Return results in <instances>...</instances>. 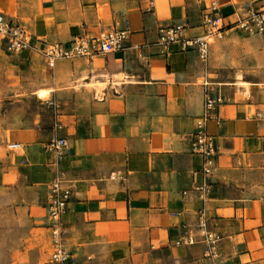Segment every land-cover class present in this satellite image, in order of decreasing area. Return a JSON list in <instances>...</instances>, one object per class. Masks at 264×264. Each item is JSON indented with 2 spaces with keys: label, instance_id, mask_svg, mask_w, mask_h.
I'll list each match as a JSON object with an SVG mask.
<instances>
[{
  "label": "crops",
  "instance_id": "0c3cea01",
  "mask_svg": "<svg viewBox=\"0 0 264 264\" xmlns=\"http://www.w3.org/2000/svg\"><path fill=\"white\" fill-rule=\"evenodd\" d=\"M250 2L264 0H40L39 17H31L35 36L69 42L118 28L128 37L120 50L52 67L0 45L10 64L32 70L29 91L38 104L27 117L0 115V206L22 219L28 234L47 230L50 184L59 178L71 188L60 228L74 264H133L134 255L161 249L200 257L206 247L200 238L189 246L175 241L196 231L201 209L208 228L221 235L217 262L262 260L264 119L256 113L264 102V34L227 29L200 58L192 47L162 44L158 33L175 23L186 24L189 36L201 34L203 12L227 17ZM11 4L5 0L0 9L22 24L12 15L18 0ZM47 67L45 80L39 70ZM200 78L225 97L207 123L217 160L204 200L194 190L202 160L191 151L190 133L202 110ZM54 138L67 142L61 158L45 148ZM35 250L30 264L47 261L48 252Z\"/></svg>",
  "mask_w": 264,
  "mask_h": 264
},
{
  "label": "built area",
  "instance_id": "2783aa9c",
  "mask_svg": "<svg viewBox=\"0 0 264 264\" xmlns=\"http://www.w3.org/2000/svg\"><path fill=\"white\" fill-rule=\"evenodd\" d=\"M199 26L201 34L189 36L186 24L169 23L158 27L159 41L166 45L171 42L179 43L183 48L192 47L200 58H204L207 47L212 39H220L223 32L233 28L246 34H264V3L259 5L250 3L237 7L230 16H223L215 9H210L201 15ZM128 34L124 29L112 28L94 35H82L69 42H53L46 38L35 36L22 26L14 16L6 14L0 9V45L3 50L16 56L24 54L26 57H38L49 67L57 60L73 59L76 57H92L123 48ZM204 94L202 110L194 122L191 133V151L202 160L201 184L194 187L204 200L211 186L210 179L216 168L217 150L214 137L207 131V123L217 118V109L224 103L225 97L219 88L207 81L203 82ZM258 118L264 119V102L261 103ZM19 143L11 144V148L19 147ZM45 148L52 151L57 158L67 153V142L64 138H54L46 143ZM183 191L182 194H186ZM71 197V188L62 186L59 178H54L50 184V199L46 206L45 226L50 230L53 250L48 264H74L75 259L65 250L62 244L60 219L67 212ZM195 232L185 233L175 241L176 246H189L199 238L205 244L204 256L213 257L215 248L221 240V235L208 228V217L204 209L199 210L195 220ZM214 264H223L214 262Z\"/></svg>",
  "mask_w": 264,
  "mask_h": 264
},
{
  "label": "rangeland",
  "instance_id": "374dc122",
  "mask_svg": "<svg viewBox=\"0 0 264 264\" xmlns=\"http://www.w3.org/2000/svg\"><path fill=\"white\" fill-rule=\"evenodd\" d=\"M3 1L5 0H0V3ZM10 1L12 7H17L16 0ZM18 2L17 11L16 13L13 12L12 15L19 17L22 22L21 25L28 31H33L34 23L31 17H39L40 0H18ZM105 31L107 30L103 32ZM211 41L213 43L215 40L212 39ZM260 54L263 55V53ZM10 63V59L0 52V115L3 111L8 110L11 118L27 117L38 109L37 101L29 91L36 79L31 72L32 70H22L24 66L20 67L16 63ZM39 71L45 80L49 79L50 69L48 67ZM199 82H203V79L200 78ZM244 86L248 87L246 84ZM259 87L261 91L259 100L264 101V93L262 92L264 85ZM246 90L247 95L248 89ZM39 93H42L43 97L47 96L46 91L40 90ZM51 245L52 239L49 229H33L28 234L24 221L15 217L11 209L0 206V264H30L37 254L35 248L39 246L44 253L48 252L47 261L44 260L41 264H48L53 250ZM221 257L222 254L216 247L213 257H205L204 255L196 257L190 253L161 249L147 251L142 259L139 255H134L132 258L133 264H214ZM254 264H264V258Z\"/></svg>",
  "mask_w": 264,
  "mask_h": 264
}]
</instances>
